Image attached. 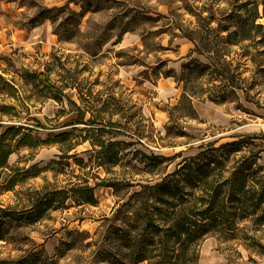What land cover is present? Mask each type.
Listing matches in <instances>:
<instances>
[{
  "label": "rangeland",
  "instance_id": "1",
  "mask_svg": "<svg viewBox=\"0 0 264 264\" xmlns=\"http://www.w3.org/2000/svg\"><path fill=\"white\" fill-rule=\"evenodd\" d=\"M228 1L0 0V135L9 129L2 151H11L9 165L0 169V226L9 227L6 240H0V264L93 262L92 253L97 246L85 251L84 243L97 241L106 232L108 223L102 217L110 215L117 199L113 187L100 186L95 189L98 205L87 206L84 211H80L81 206L72 205L24 228L15 219L4 217L2 209L13 212L21 209L31 190L54 183L62 186L73 173L81 174L73 158L64 165V172L58 171L60 165L52 162L59 159L60 153L55 136L72 129L63 124L74 118L77 111L67 97L62 102L53 98L36 78L37 73H47L52 81L60 83L68 75L67 69L83 67L80 81L91 82L95 99L100 97L98 92L102 93V99H107L108 90L112 89L122 102L111 106L115 112L119 109L113 120L124 119L132 133L114 136L112 140L134 141L126 151L139 149L149 156L165 155L161 167L167 172L180 167L185 157L195 155L201 145L214 139L219 144L232 140L234 135L264 132V108L246 101L242 90H238L243 104L240 108L236 101L193 99L198 117L178 115L172 104L181 91L173 74H180L183 63L191 57L207 59L192 53L191 41L181 37L169 21L194 25L196 21H210L214 17L212 25L217 26L218 22L227 21L223 14ZM204 3L214 6L199 11ZM185 5H191L194 12H189ZM95 50L97 54L92 55ZM149 64L157 65V69L153 72ZM167 70L172 75L163 73ZM245 75L250 76L251 70ZM70 96L81 103L76 90ZM172 112L187 130L184 135L167 133ZM89 117L88 112L86 118ZM69 134L71 139L73 135ZM90 148L85 141L71 153L88 158L84 151ZM132 157L133 154L124 157L123 164L110 172L102 167L93 172L113 181L128 175H134L135 183L158 178L157 173L133 168L132 162L141 167L144 163L133 159L130 162ZM260 162L264 164V152ZM46 165L49 167L41 171ZM138 189L137 186L130 192L122 189L119 195L126 199ZM74 229L88 230L89 238L85 240L75 232L68 236V231ZM71 240L76 242L74 247L66 244ZM228 246V243L221 246L225 248L223 253L218 249L217 239L207 237L200 246L198 264H230L226 256H232L233 251ZM238 249L245 258L239 262L249 264L248 252L242 246ZM257 264H264V258L258 257Z\"/></svg>",
  "mask_w": 264,
  "mask_h": 264
},
{
  "label": "trees",
  "instance_id": "2",
  "mask_svg": "<svg viewBox=\"0 0 264 264\" xmlns=\"http://www.w3.org/2000/svg\"><path fill=\"white\" fill-rule=\"evenodd\" d=\"M207 4L200 6L199 11L211 10L210 6H214V3ZM228 4L223 14L227 21L218 22L217 26L212 25L214 17L210 21H196L194 25L169 21L181 37L191 41V52L207 59L191 57L183 63L180 74H173L181 88L172 102L178 115L198 117L193 99L236 101L240 108L243 104L238 90H242L246 101L264 108V21H261L264 0H230ZM185 8L194 12L191 5ZM97 52L93 51L92 55ZM147 66L153 72L157 69V65ZM83 69H67L68 75L60 83L52 81L47 73L36 74L53 98L62 102L67 97L77 111L74 118L63 124L72 129L55 136L60 153L59 159L52 162L60 165L58 171L64 172V165L73 158L81 174L73 173L76 180L70 177L62 186L54 183L31 190L23 199L21 209H13L18 215L2 209L4 217L15 219L24 228L72 205L81 206L80 211H84L87 206L98 205L96 187L107 186L114 188L116 203L110 215L102 217L108 223L106 232L99 240L84 243L85 251L92 245L97 246L92 253L93 262L86 264H198L200 246L209 236L217 239L218 249L223 253L225 248L221 246L229 244L233 254L226 258L230 264L245 260L238 249L240 246L248 252L247 263L257 264L258 257L264 258V164L260 162L264 132L234 135L232 140L219 144L214 139L201 145L195 155L185 157L180 167L167 172L161 167L165 155L149 156L139 149L126 151L134 141L112 140L114 136H132L124 119L115 121L112 117L119 109L115 112L111 106L122 105L121 99L116 98L112 89L108 90L107 99H102L101 92L95 99L91 82L80 81ZM250 70L251 75H245ZM170 72L163 73L169 76ZM72 90H76L81 103L72 99ZM88 112L90 117L86 118ZM170 115L167 133L184 135L187 130L177 122L176 113ZM8 132L9 129L0 135V169L9 165L11 151H2ZM69 133L73 135L71 139ZM85 141L91 146L84 151L89 154L88 158L71 153ZM130 154H133L130 162L133 159L144 163L141 167L132 162L133 168L157 173L158 178L135 183L134 175L127 174L113 181L93 172L101 167L110 172ZM139 154L142 156L138 157ZM135 186L139 189L126 199L119 195L122 189L130 192ZM74 232L82 234L85 240L89 238L88 230L78 229L69 230L68 236L72 237ZM8 233L9 227L0 226V240H6ZM75 243L66 242L69 247Z\"/></svg>",
  "mask_w": 264,
  "mask_h": 264
},
{
  "label": "bare ground",
  "instance_id": "3",
  "mask_svg": "<svg viewBox=\"0 0 264 264\" xmlns=\"http://www.w3.org/2000/svg\"><path fill=\"white\" fill-rule=\"evenodd\" d=\"M244 102H246L245 100H243ZM247 103V102H246ZM248 105H251V106H253V104H251V103H247Z\"/></svg>",
  "mask_w": 264,
  "mask_h": 264
}]
</instances>
